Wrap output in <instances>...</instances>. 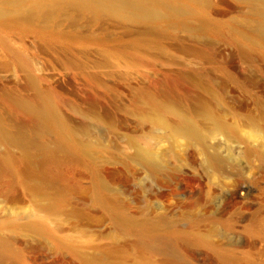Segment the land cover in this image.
Instances as JSON below:
<instances>
[{
	"label": "rangeland",
	"instance_id": "1",
	"mask_svg": "<svg viewBox=\"0 0 264 264\" xmlns=\"http://www.w3.org/2000/svg\"><path fill=\"white\" fill-rule=\"evenodd\" d=\"M158 6L0 0V264H264V0ZM41 93L74 146L29 129Z\"/></svg>",
	"mask_w": 264,
	"mask_h": 264
},
{
	"label": "bare ground",
	"instance_id": "2",
	"mask_svg": "<svg viewBox=\"0 0 264 264\" xmlns=\"http://www.w3.org/2000/svg\"><path fill=\"white\" fill-rule=\"evenodd\" d=\"M162 0H131L133 6L138 8L139 15H144L146 18L153 19L163 15L158 6ZM141 9V10H140ZM257 13L264 18V11L258 10ZM261 35L264 36V26L258 29ZM140 102L144 106V110L154 119L158 120L162 125H169L168 116L174 117V124L172 126L175 131L180 134L191 136V125L187 122L186 111L178 106L175 102L170 100H161L149 94H140ZM26 109L31 113L32 120L29 129L35 134H40L43 130L48 129L51 131L59 142L63 141L71 146H74V137L72 135V128L65 118L61 115L59 106L54 102L49 93H41L36 100H31L25 103ZM210 115V114H209ZM211 120H214L212 117ZM4 133V130L0 126V137ZM248 192L241 186L236 187L232 195L233 202H240L246 196ZM30 228L41 236L47 239L52 238V232L48 227L44 226L41 222H31ZM64 247L77 255L81 254L83 249V243L77 241H69ZM39 250V249H38ZM35 252L34 260L41 258L40 250ZM84 260L85 264H93V261ZM107 263V262H105ZM67 264V262H62ZM69 264V263H68Z\"/></svg>",
	"mask_w": 264,
	"mask_h": 264
}]
</instances>
